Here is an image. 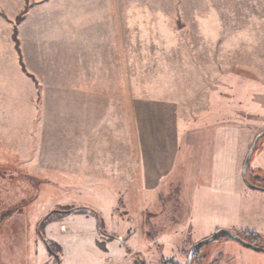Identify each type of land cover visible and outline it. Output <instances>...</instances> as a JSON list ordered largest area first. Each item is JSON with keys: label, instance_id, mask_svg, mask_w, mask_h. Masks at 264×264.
Here are the masks:
<instances>
[{"label": "rangeland", "instance_id": "1", "mask_svg": "<svg viewBox=\"0 0 264 264\" xmlns=\"http://www.w3.org/2000/svg\"><path fill=\"white\" fill-rule=\"evenodd\" d=\"M0 26L16 77L0 104V264H57L38 224L76 233L91 211L61 210L82 207L132 245L130 264H186L197 223L264 203L242 178L264 131V0H0ZM263 152L264 137L247 168L259 186ZM190 218L185 240L157 239ZM221 240L192 264H217Z\"/></svg>", "mask_w": 264, "mask_h": 264}, {"label": "crops", "instance_id": "2", "mask_svg": "<svg viewBox=\"0 0 264 264\" xmlns=\"http://www.w3.org/2000/svg\"><path fill=\"white\" fill-rule=\"evenodd\" d=\"M3 29L4 32L2 33L0 26V61L6 64L9 59L14 60L15 51L13 50L12 52H10V49H6V47H9L11 44H7L6 27H4ZM5 69L6 68H1L0 64V91H3L2 97H0V104L6 103L9 98L8 96H13V93L16 90V85L14 84V80L16 77L13 76V74L10 77V74H8V71ZM1 73H3L4 76L3 74L1 75ZM0 110V112L2 113L8 112V110H5L3 106H1ZM78 112L79 110L77 111V113ZM251 190L255 189L248 187V191L250 192ZM252 195L256 194L252 193ZM257 196L264 197L262 195ZM90 214L80 215L79 220L85 223L86 226L82 227V229L76 233H71L70 235H57L49 231L50 229L46 230L45 238L43 236L44 240L46 242L48 241L54 243L59 250L57 254L58 261L53 254L54 258L57 261V264H130L128 257L130 256V254L134 253V248L132 247V245L127 242L121 243V238L117 239V241H110L108 240V238L100 235L97 229L95 218ZM244 214L245 210L241 212L239 209H232V222L225 223L223 218L217 219L218 221H215V225L210 224L211 222L207 224H202L201 222H199L197 223L198 229H194L193 231V238L196 242L201 241L214 234L217 230L226 229L235 233L243 230L244 232L255 233L261 236L262 240H264V203H249L246 215ZM191 220L192 218L182 224H172L173 227H170L172 231L165 232L164 234L162 233V235L159 234L157 239L159 241L169 242L182 238V236L180 237V235L187 234L188 227L193 226L192 222H190L189 226L186 224ZM241 222L242 225L244 224L245 226L239 227ZM236 225H238V227ZM239 229L240 231H237ZM182 230L184 231L182 232ZM107 231L105 230V232ZM185 236H183L182 240H185ZM97 242H104L106 251L99 249V247L97 246ZM159 243L157 245H163L162 243ZM43 245L45 249L41 246V251H43L46 255V251L48 250L44 242ZM170 246H167L168 249H170ZM215 247L219 249L217 253H220L222 255V259H220L217 264H247L246 261L249 260V258L253 257L252 254L246 252L244 248H242V245L230 239H228L227 241L221 240V242H218ZM127 248H130L131 252H128Z\"/></svg>", "mask_w": 264, "mask_h": 264}, {"label": "water", "instance_id": "3", "mask_svg": "<svg viewBox=\"0 0 264 264\" xmlns=\"http://www.w3.org/2000/svg\"><path fill=\"white\" fill-rule=\"evenodd\" d=\"M262 137H264V131L261 132V133H259L255 137V139H254V141H253V143H252V145H251V147H250V149H249V151H248V153L246 155V158L244 160L243 166H242V177H243V180H244L245 184L248 187L252 188V189L260 190V191H264V188H260L258 186H255V185L251 184L248 181V178H247V168H248V163H249V161L251 159V156L253 154L254 148L257 145L258 141ZM220 237H226V238H228L230 240H233L234 242L242 245L243 247H245L247 249L264 253V247L257 246V245H254V244H251V243H248V242L244 241L237 233H235L233 231L226 230V229H220V230H217L214 234H212L208 238H205V239L197 242L194 246H192V248H191V250H190V252L188 254L186 264H191L192 258L194 256V254L196 253V251H198L202 247H204V246H206V245H208V244L216 241ZM54 256H55V258L58 261V256L57 255H54ZM133 263L134 264H140L137 260H134Z\"/></svg>", "mask_w": 264, "mask_h": 264}, {"label": "trees", "instance_id": "4", "mask_svg": "<svg viewBox=\"0 0 264 264\" xmlns=\"http://www.w3.org/2000/svg\"><path fill=\"white\" fill-rule=\"evenodd\" d=\"M250 161H251V159H250ZM250 161H249V163H250ZM249 163H248V166H249ZM253 185L258 186V187H260V188H264V186H259V185H256V184H253ZM79 209H83V210H89V211H91V213L96 217V220H97V229H98L99 233H100L101 235L106 236V237L114 238V239H115L114 236H108L107 234H105V233L103 232L101 221H100V219H99L97 213H95L93 210H90V209H88V208H70V209H63V210H61V212H63V213H71V212L76 211V210H79ZM58 212H59V211H58ZM48 217H49V216L47 215V216H46L45 218H43L42 221L38 224V227H37V233H38L40 239H41V240L44 242V244L46 245V247H47V249H48V252H49L51 255H53V252H52V250H51V248H50V244H51V243L48 244V243L44 240V238H43V228H44L46 222H47L48 219H49ZM238 235H239L244 241H246V242H248V243H251V244H254V245H257V246H261V245H260V242L262 241V237L259 236V235H257V234H255V233H251V232H243V233L238 234ZM221 238H226V237H220V238H218L216 241H218V240L221 239ZM100 247H101V246H100ZM261 247H263V246H261ZM101 248H102V247H101ZM103 249H104V247H103ZM127 250H128V252H131L130 248H127ZM201 250H202V248L199 249L198 251H196V253L194 254V256H193V258H192V262H191V264H192L193 262L196 261L197 256L200 254ZM163 264H175V263L172 262V261H170V260H167V261H164Z\"/></svg>", "mask_w": 264, "mask_h": 264}]
</instances>
